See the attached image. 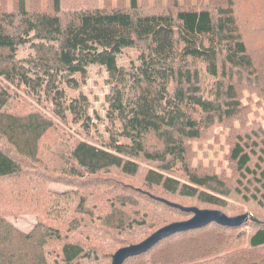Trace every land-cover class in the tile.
<instances>
[{
    "label": "trees",
    "instance_id": "16d2710c",
    "mask_svg": "<svg viewBox=\"0 0 264 264\" xmlns=\"http://www.w3.org/2000/svg\"><path fill=\"white\" fill-rule=\"evenodd\" d=\"M201 1L0 0V264H110L193 215L166 201L249 220L172 233L123 264H264V0ZM92 67L107 74L103 122L68 96ZM11 87L51 116L11 110ZM217 128L230 175L194 161ZM42 168L19 199L15 182ZM18 213L36 215L30 231L7 221Z\"/></svg>",
    "mask_w": 264,
    "mask_h": 264
},
{
    "label": "rangeland",
    "instance_id": "374dc122",
    "mask_svg": "<svg viewBox=\"0 0 264 264\" xmlns=\"http://www.w3.org/2000/svg\"><path fill=\"white\" fill-rule=\"evenodd\" d=\"M202 5L207 6L209 4L208 0H202ZM240 8V7H239ZM137 51L134 48H129L124 50L123 54L119 57V62L128 65L131 62H134L137 58ZM107 77V74L100 68L92 67L88 73V77L85 80V82L81 85L79 90H68V96H75L79 92L84 93L90 102V111L91 114L94 116L95 113L99 114V117L95 119V121H104L105 118V107H106V101L105 97L106 94L109 92V86L108 83H106L105 79ZM14 89V91L17 92V97L12 103L11 110L14 107H17L20 111L26 112V111H41L45 113L48 116H51L50 113L47 111V104L42 102L41 100H36L27 95L26 92L16 90V88L11 87ZM248 96V94H246ZM255 99V98H254ZM253 115H250L249 118H253ZM53 118V116H52ZM56 123L58 125V130L62 131L64 127L66 129L69 128V125L67 123H63L61 121H58L56 118ZM105 124H101V127L104 129ZM71 130V127H70ZM56 131V129H55ZM228 132V129L226 128H217L214 129L213 134L214 136L206 141H200L197 143H194V152H196V158L195 162L197 164L200 163V165L205 167H211L215 165L216 171L222 170L226 172L228 175L231 174V164L225 159V151L227 149V143L224 139V135ZM106 135L108 133L106 132ZM213 164V165H212ZM40 173L46 174V175H40V180L38 181L36 179V176ZM51 173L48 171L47 168H42L41 171L34 173L33 176L25 179L22 178L21 181L15 182V191L18 194V198L20 199L22 195H24V191H27V195L35 196L36 193L40 192V188L43 187V182L45 180L44 177H51ZM47 191L50 193H63L65 191L71 190L73 187L66 186L62 182L58 181H50L46 186ZM238 201H236L237 203ZM188 204H191V202H187ZM7 221H9L12 225L17 227L19 230L23 232L30 231L33 226L37 222V217L33 213H18L17 215H7L6 216Z\"/></svg>",
    "mask_w": 264,
    "mask_h": 264
},
{
    "label": "water",
    "instance_id": "95a60500",
    "mask_svg": "<svg viewBox=\"0 0 264 264\" xmlns=\"http://www.w3.org/2000/svg\"><path fill=\"white\" fill-rule=\"evenodd\" d=\"M170 205L177 207L185 212H192L193 215L183 221L172 222L168 225L156 230L145 240L138 244H133L119 248L112 256L110 264H123L128 257L135 256L146 252L156 242L166 236L184 230L196 229L207 225L210 222H216L223 226H238L249 220V214H239L236 216H228L220 210L201 209L194 206H182L178 203L169 202Z\"/></svg>",
    "mask_w": 264,
    "mask_h": 264
}]
</instances>
